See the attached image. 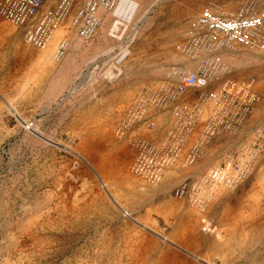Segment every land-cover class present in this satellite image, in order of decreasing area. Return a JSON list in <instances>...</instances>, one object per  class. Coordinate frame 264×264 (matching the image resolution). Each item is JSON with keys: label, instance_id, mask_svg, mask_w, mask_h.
<instances>
[{"label": "rangeland", "instance_id": "374dc122", "mask_svg": "<svg viewBox=\"0 0 264 264\" xmlns=\"http://www.w3.org/2000/svg\"><path fill=\"white\" fill-rule=\"evenodd\" d=\"M152 1L135 0L130 21L126 13L111 18L104 40L112 59L96 61L87 82L67 87L63 57L54 53L75 32L61 27L47 48L37 49L0 17V264H264V145L253 173L234 189L220 188L204 207L175 187L205 169L167 179L185 169L186 154L156 181L132 170L134 150L118 121L137 89L182 60L174 46L188 25L171 55L165 46L154 56L153 43L168 27V13L159 9L181 0ZM193 1L200 10L217 2L234 11L242 0L188 5ZM116 20L124 26L120 43L111 31ZM48 49V62L39 61ZM226 60L234 67L230 77L258 98L238 142L247 141L264 125V55L241 51Z\"/></svg>", "mask_w": 264, "mask_h": 264}, {"label": "built area", "instance_id": "2783aa9c", "mask_svg": "<svg viewBox=\"0 0 264 264\" xmlns=\"http://www.w3.org/2000/svg\"><path fill=\"white\" fill-rule=\"evenodd\" d=\"M47 1L0 0V17L21 28L24 43L45 49L54 32L64 26L79 39L92 40L101 23L100 11L112 12L121 2ZM68 48L69 40L60 39L55 59H61ZM174 49L182 60L162 66L153 83L137 89L118 129L134 150L135 175L155 181L175 169L183 153L188 165L201 159L213 140L238 139L220 163L177 189V193L185 189L195 206L204 207L220 188L234 189L253 173L264 145L261 124L253 128L251 138L238 142L258 98L241 87L249 89L245 81L230 77L234 67L226 60L241 51L264 55V0H242L234 11L210 2L189 20ZM229 84L234 91L226 89ZM243 92L248 96L241 99Z\"/></svg>", "mask_w": 264, "mask_h": 264}, {"label": "crops", "instance_id": "0c3cea01", "mask_svg": "<svg viewBox=\"0 0 264 264\" xmlns=\"http://www.w3.org/2000/svg\"><path fill=\"white\" fill-rule=\"evenodd\" d=\"M156 1H152L150 6L154 5ZM188 1L189 0H181L179 1V3H170L160 7V13H165V11L168 13L166 15V21L164 23L167 24L168 27L162 33L163 36H161L158 40H155L153 43L154 56L161 57L162 49L164 52L165 46L167 48V54L171 55L173 44L178 38H180L186 24L189 22V20L194 18L200 12L201 4L199 3V1H193L190 5H188ZM137 6L138 5L135 0H121V2L114 10L115 12L113 13V15L108 14L107 12L100 11L101 23L96 36L90 41H83L77 38L75 34L69 35V48L62 58V65L60 69V72H62L61 77L64 79V87L70 85V83L72 82L71 80H73V82L77 81L80 83L87 82L89 79H87L88 75L86 73H93L90 68L93 67L96 61L112 59V57H110V54L114 51L112 48L113 46H109L104 40L106 26L110 24V20L113 16L120 15L121 13H126L124 19L125 21H130L129 19L132 18L134 9ZM148 10L149 9L144 11L143 15L140 18V21H143L146 18ZM177 10H179V12ZM174 12L177 13H175L177 18L174 17ZM123 28L124 26L122 22L118 20H116L111 27L112 35L116 38V41L119 43L121 40ZM60 36L61 33H57L52 43H54L56 39ZM50 53V49L46 50L42 55H38V60L48 62L47 59L50 57ZM242 60L243 58L240 59V61ZM70 63H72V67ZM109 73H118V70H113ZM249 125L250 122L247 124V126ZM154 135H156V132L154 133ZM233 141V139L225 137L213 140L212 143L207 146L205 154L201 157V159L199 161L193 162L196 164L192 165V163H189L188 165H184L185 169H182L180 166V168H177L175 171H172V174L169 173L167 179L173 181L175 179V173L179 172H188V174H199L208 166L220 163L223 159V151L227 149V147H230V145L234 143ZM182 184L183 182L178 184L175 187V190L181 189Z\"/></svg>", "mask_w": 264, "mask_h": 264}, {"label": "bare ground", "instance_id": "6f19581e", "mask_svg": "<svg viewBox=\"0 0 264 264\" xmlns=\"http://www.w3.org/2000/svg\"><path fill=\"white\" fill-rule=\"evenodd\" d=\"M57 31V30H56ZM52 39V38H51ZM51 41V40H50ZM49 45V44H48ZM55 54V53H54ZM261 188V187H260ZM252 198V197H251ZM221 250H222V248H221ZM5 262V261H4Z\"/></svg>", "mask_w": 264, "mask_h": 264}]
</instances>
